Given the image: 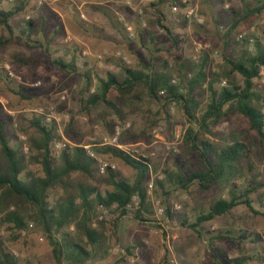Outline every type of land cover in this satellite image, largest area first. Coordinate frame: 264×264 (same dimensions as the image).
Wrapping results in <instances>:
<instances>
[{"label":"rangeland","instance_id":"374dc122","mask_svg":"<svg viewBox=\"0 0 264 264\" xmlns=\"http://www.w3.org/2000/svg\"><path fill=\"white\" fill-rule=\"evenodd\" d=\"M119 1L110 0L108 4L111 7L113 2L120 3L115 11L120 12L127 29H132L128 37L118 33L104 15L106 9L100 6L104 0H27L23 12L11 23L21 28L31 18L42 32L34 38L39 42L37 47L31 48L16 41L0 50V71L8 66L12 76L6 71L10 79L16 85L26 87V91L20 94L15 85L10 88L0 80V103L4 109L0 118L10 116L11 127L26 141L34 132L27 119L32 114L46 115L48 121H56L62 135L57 143H65L66 147H88L87 151L94 152L99 162L115 165L114 171L131 181L136 177L133 168L107 154H97L94 147L108 146L107 143L117 136L119 149L147 157L157 166V173H152L148 180L149 183L153 175L154 189L149 195L153 208L151 221H140L133 214L121 217L118 210H110L103 220L111 250L106 260L98 264H215V253L219 251L223 258L251 256L253 259L245 264H264V217L253 214L246 206H237L231 213L206 222L202 235L181 226L178 220L180 213L186 212L193 223L198 213L208 212L220 198H229L228 190L217 186L205 190L197 182L186 190H171L168 195L157 189L156 182L165 179L164 169L175 168L182 157L190 161L195 170L203 169L198 153L189 156L184 151L183 138L189 122L179 104L163 106L154 101L141 103L126 98L122 102L126 106L124 120L116 116L104 120L98 108L84 109L88 98L85 71L93 73L94 91L99 76L106 78L109 72L120 74L118 63L121 60L130 67H137L142 57L150 59L152 55H162L172 65L186 57L197 60L205 52L212 61L211 66L215 67L224 56H232L233 41L262 34L264 11L247 19L244 16L246 6L255 8L259 5L257 1L264 3V0H185L191 4L184 10L170 3L160 5V11L150 7L158 0H134L125 5L123 3L128 0ZM14 3L15 0H9L2 7L8 10ZM187 14L190 15L189 22L183 25V15ZM83 24H87L90 33L83 30ZM198 25H204V28ZM164 26L186 40L179 50L173 49L168 42ZM140 29L149 31L152 36L146 35L142 41L139 39ZM2 34L9 35L0 24ZM237 49L241 51L242 47ZM15 55L33 59V65L14 61ZM57 58L67 63L75 61L77 71L68 73L54 67L52 61ZM256 83L264 92V79L256 80ZM109 96L117 99L119 94L113 90ZM233 136L250 144L251 148L249 158L241 162L250 172L246 179L236 182L237 187L240 191L255 187L257 191L251 193L250 198L254 208L264 214V187L259 186L264 183V140L241 114L225 118L214 129L212 139L221 143ZM54 149L59 154L65 148L56 149L55 145ZM31 168L41 174L38 166ZM106 173L99 172V175L104 177ZM158 200L165 208V213L160 216L154 207ZM168 210L174 217L168 216ZM228 232L231 234L227 235ZM254 233L259 237L257 242L234 239L241 235L253 236ZM0 234L20 264H55L46 236L33 224L20 232L13 224L0 222ZM219 235L229 238L216 240L211 245L209 241ZM117 244L125 254L115 252ZM127 248L133 252L128 253Z\"/></svg>","mask_w":264,"mask_h":264},{"label":"trees","instance_id":"16d2710c","mask_svg":"<svg viewBox=\"0 0 264 264\" xmlns=\"http://www.w3.org/2000/svg\"><path fill=\"white\" fill-rule=\"evenodd\" d=\"M7 1L0 0V24L9 34L0 35V50L16 41L31 48L37 47L39 42L34 38L42 31L34 19L24 22L21 28L11 23L16 15L23 12L27 0H15L8 10L2 7ZM170 3L181 10L191 4L185 0H158L150 7L160 11V5ZM257 3L258 7H245L244 18L264 11V3ZM104 15L118 33L128 37L127 27L112 10L106 9ZM183 16L182 24L186 25L190 15ZM198 26L204 28V25ZM82 28L87 33L91 32L87 24H83ZM164 28L172 48L179 50L186 41L184 37L170 28ZM146 35L152 36L149 31L140 29L139 39L143 41ZM232 43V56H224L215 67L211 66L212 61L205 52L197 60L186 57L179 63L174 61L172 65L162 55H152L150 59L142 57L137 67H130L121 60L118 63L120 74L109 72L106 78L99 76L94 91L92 71L84 73L88 94L84 109L98 108L104 120L109 116L124 120L126 106L122 102L126 98L141 103L154 101L163 106L176 103L182 107L189 122L183 138L184 151L189 156L198 153L203 169L195 170L190 161L182 157L175 168L164 169L165 179L158 180L156 185L165 195L170 194L171 190H186L194 182L205 190L211 186L228 190L229 198H220L208 212L198 213L193 223L188 213H180L178 220L181 226L189 227L199 235H202L206 222L229 214L240 205L264 217L254 208L250 198V194L257 189L253 187L240 191L236 183L246 179L250 172L241 165L249 158L250 144L235 136L221 143L212 139L214 129L225 118L241 114L264 140V92L258 89L256 83V80L264 79V29L260 36H247ZM238 47H242L241 51ZM14 61L32 66L34 60L15 55ZM52 65L68 73L77 71L75 61L67 63L57 58ZM3 71H0L2 82L10 88L15 85L20 94L26 91L24 85H16L7 71ZM113 90L119 94L117 99L109 96ZM3 111L0 103V112ZM27 120L34 132L25 141L11 127L10 116L0 118V222L11 223L20 232L28 230L30 224L41 230L52 247L55 264H98L105 261L110 254L111 242L105 232L106 222L98 219L101 208L116 205L121 217L133 214L140 221H151L153 208L147 183L150 175L157 173V166L147 157L118 147L96 146L94 151L97 154H107L121 160L136 171L134 181L123 178L111 168L102 177L97 159L91 157L84 147L67 146L59 154L56 153L54 148L62 135L55 120L48 121L46 115L39 114H32ZM75 141L79 140L76 138ZM32 166H38L41 174L34 171ZM253 178L256 179L255 176ZM259 186L264 187V183ZM134 196L139 198V208L131 212L125 208ZM167 214L174 217L170 210ZM227 235L212 238L209 243L213 245L216 240L229 238ZM258 238L254 233L253 236L241 235L234 239L257 242ZM127 252L132 253L133 250L127 248ZM215 254V264H245L253 259L251 256L223 258L221 251ZM0 264H20L5 245L1 234Z\"/></svg>","mask_w":264,"mask_h":264},{"label":"built area","instance_id":"2783aa9c","mask_svg":"<svg viewBox=\"0 0 264 264\" xmlns=\"http://www.w3.org/2000/svg\"><path fill=\"white\" fill-rule=\"evenodd\" d=\"M128 31L131 32L132 29L131 28H128ZM8 66H6V70L9 71V69H7ZM9 75H11L10 71H9ZM54 112L52 111L51 114H53ZM117 140H118V137L115 136L109 143V145L111 146H114V147H121L118 143H117ZM103 145H106V143H104ZM66 147V144L65 143H57L56 144V149H61V148H65ZM85 149H87L88 147H84ZM27 148H25V151L27 152ZM89 155L95 159L98 160V157L97 155L94 153V152H90L88 151ZM115 169L116 166L115 165H112V164H109L107 162H102L98 160V169H99V172L101 174H105L106 172L109 171V169ZM162 179V177H159ZM154 189V178H153V175L151 176V179L147 185V191H148V195H150L152 193ZM154 207H155V211H156V214L157 216H160V215H163L165 213V208L162 206L161 204V201L158 200V201H155L154 203ZM139 208V198L137 196H134L131 203L125 208L126 210H129L131 212L137 210ZM110 210H118L117 209V206L114 205L112 208H101L100 210V216H99V219L102 220L104 219V216L110 211ZM32 226V225H31ZM115 252H118V253H121V254H125V250L120 246V244H117L115 246Z\"/></svg>","mask_w":264,"mask_h":264},{"label":"crops","instance_id":"0c3cea01","mask_svg":"<svg viewBox=\"0 0 264 264\" xmlns=\"http://www.w3.org/2000/svg\"><path fill=\"white\" fill-rule=\"evenodd\" d=\"M105 2H102V3H100V6H103L105 9H110V10H112L117 16H118V18L121 20V17H120V12H117V11H115V8H117V6L118 5H120V3H118V4H116L115 2H113V6H109V4L108 3H110V0H104ZM111 1H113V0H111ZM120 2L119 0H116V2ZM130 1H134V0H128V2L127 3H123L124 5L125 4H131L130 3ZM115 3V4H114ZM116 5V6H115ZM128 6V5H127ZM128 8V7H127ZM118 11H119V8H118Z\"/></svg>","mask_w":264,"mask_h":264}]
</instances>
